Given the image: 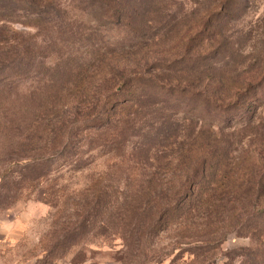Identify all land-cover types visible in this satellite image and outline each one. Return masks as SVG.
Segmentation results:
<instances>
[{"label": "rangeland", "instance_id": "1", "mask_svg": "<svg viewBox=\"0 0 264 264\" xmlns=\"http://www.w3.org/2000/svg\"><path fill=\"white\" fill-rule=\"evenodd\" d=\"M58 1L60 20L9 27L31 39L35 64L2 94L0 264H264V0H154L155 39L118 56L161 58L146 73L161 86L108 131L74 113L103 50L129 35ZM38 136L51 140L47 176L20 183L18 141ZM199 161L211 174L189 189L192 212L145 229L150 188Z\"/></svg>", "mask_w": 264, "mask_h": 264}, {"label": "trees", "instance_id": "2", "mask_svg": "<svg viewBox=\"0 0 264 264\" xmlns=\"http://www.w3.org/2000/svg\"><path fill=\"white\" fill-rule=\"evenodd\" d=\"M79 1V5L87 4L91 9L101 12L105 19L101 21L117 26L129 35V38L122 40L119 44L108 46L103 50L100 70L99 73L97 72V84L91 88L90 92H86L84 105L74 113L76 117L82 115L84 119L82 121L86 124L89 120H98L99 129L105 128L108 131L115 124L120 123L124 114L130 113V109L135 106L134 103L140 104L147 98L146 87L161 86L158 75L146 74L152 73L151 70L154 68H163L161 58L150 60L146 54L139 60L133 61V58H128V56L123 58L118 56L121 50V55H129L133 50H142L149 46L151 40L155 39L156 26L150 25L144 16L149 12L147 8H150L154 0ZM59 5L58 0H0V114L2 94L5 92L11 94L7 90L16 86L17 80L23 75H29L35 64L33 42L29 37L23 36L22 31L9 28L10 25L19 23L25 27H40L44 21H49L52 14L54 15L53 20L55 18L60 20L56 15L57 12L62 11ZM188 49L193 50L191 47ZM202 103L205 102L202 101ZM2 114L4 117L3 111ZM68 123L65 124L66 127L72 124ZM18 144L16 161L27 164V172L19 177V182L26 184V181L45 178L47 173L43 169L48 165V163L45 164V156L51 146V140L38 136L32 141L19 139ZM28 145H32L31 149L34 150L35 156H32V160L20 154V149L23 150ZM78 159L76 158L75 161ZM216 165L217 163L213 162L211 166ZM208 167L210 164L207 161H199L193 171L188 170L176 174L166 184L156 183V186L151 187L154 195L146 194L148 200L141 212L143 218L146 219V215L149 218L148 221H144L143 224L146 223V228H144L156 231L162 226L160 224L162 219L164 223L171 224V221L181 217L180 214L185 211L191 213L197 203L193 198L194 192L190 195L188 191L191 186L198 184H203L201 186L205 187V182L211 174ZM254 204L250 207L256 209L258 206ZM232 219L234 220L235 217ZM241 220L243 219L240 218L237 221ZM260 225L262 229L264 222Z\"/></svg>", "mask_w": 264, "mask_h": 264}]
</instances>
